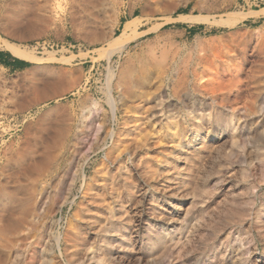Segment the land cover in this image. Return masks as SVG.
<instances>
[{"label":"rangeland","instance_id":"obj_1","mask_svg":"<svg viewBox=\"0 0 264 264\" xmlns=\"http://www.w3.org/2000/svg\"><path fill=\"white\" fill-rule=\"evenodd\" d=\"M263 8L0 0V53L17 58L12 45L40 58L0 63V264L34 253L39 264H264ZM239 13L249 15L222 24ZM119 37L125 49L109 57ZM136 122L147 140L132 158L112 143ZM147 162L176 167L180 190L162 194ZM105 167L130 211L115 230L134 232L113 261L84 218V181Z\"/></svg>","mask_w":264,"mask_h":264},{"label":"bare ground","instance_id":"obj_2","mask_svg":"<svg viewBox=\"0 0 264 264\" xmlns=\"http://www.w3.org/2000/svg\"><path fill=\"white\" fill-rule=\"evenodd\" d=\"M262 11L264 12V8L262 9ZM247 15H249V13L248 14L239 13V14L231 15L228 17V20L224 21L222 24L231 25L237 23L243 20ZM125 44H126V40L122 41L120 37L117 38L111 45V49L107 53V55L110 57L115 52L124 50ZM8 49L11 52V54L17 57L18 59L24 61H30V62H37L40 60V58L37 57L36 55L21 50L16 46L11 45L8 47ZM148 79L149 76L147 75L146 71H144L138 75L136 81L144 84L145 82L148 81ZM129 93H130L129 90L126 89L125 94H129ZM111 103L112 101L110 102V104ZM111 107H112V115L115 118V107L114 105H111ZM133 131H137V132L132 133ZM132 132L127 133L123 138L117 139V141L113 142L112 148L113 149L116 148L118 152L127 153L131 155L132 158H134L135 152L139 148V139H141L143 142L147 140V133H146L147 131L142 127V122H136ZM138 134H142V135H138ZM110 136L113 138V135L110 134ZM137 136L139 138H137ZM114 161H118V160H114ZM140 166L141 164L137 163V167ZM142 169L144 175L147 176L149 180L156 183L157 186L156 188H159L162 194L169 193L172 196V194L176 191L178 192L182 186L183 180L176 176V167L170 166L168 163H161V165L154 168L147 162L144 165V167H142ZM108 171L109 169L105 167L99 172L101 174H97L98 172H96L88 182L84 181L83 192L87 198L86 204H91L90 210L86 208L87 216L84 218L87 219V221H89L91 224H93V226L97 227L98 231L102 233V239H103L102 242L103 245L107 248L108 259L110 261H113L119 252L118 247H121L126 244H131L133 242L132 235L134 232L130 229V227L128 229L126 228L124 232H118L115 230V226H114L115 222L118 220L120 221L122 217L124 215H127L130 211L127 210L126 209L127 207L121 203L119 195L116 194L115 196L116 198H114L115 184L111 180ZM107 187L110 189V192L108 193L109 197L107 196V192H106ZM133 188L135 189L136 192L138 191L136 186H134ZM139 196L141 197V199H145L146 197L144 193H140ZM113 202L117 203L116 204L117 208L113 206ZM172 208L174 210L167 213L168 217L170 218L169 219L170 222L176 220V216L179 214L177 211L180 209L178 204H173ZM80 248L86 249V244L84 243L80 244ZM70 255L74 256L75 250H71ZM40 259H41L40 255L34 253L27 264H39ZM50 262L52 264L53 263L58 264L56 261L52 259L50 260Z\"/></svg>","mask_w":264,"mask_h":264},{"label":"trees","instance_id":"obj_3","mask_svg":"<svg viewBox=\"0 0 264 264\" xmlns=\"http://www.w3.org/2000/svg\"><path fill=\"white\" fill-rule=\"evenodd\" d=\"M180 26V25H179ZM195 29H193L192 31H194ZM7 57V58H10L12 59V63H7L5 60H4V57ZM0 63H4L5 65L7 66H10L12 67L13 69H22V68H25L27 67L29 64L27 62H24V61H20L18 59H15V58H12V56L9 54V55H6L4 53H0Z\"/></svg>","mask_w":264,"mask_h":264},{"label":"built area","instance_id":"obj_4","mask_svg":"<svg viewBox=\"0 0 264 264\" xmlns=\"http://www.w3.org/2000/svg\"><path fill=\"white\" fill-rule=\"evenodd\" d=\"M243 7L260 8L264 6V0H241Z\"/></svg>","mask_w":264,"mask_h":264},{"label":"crops","instance_id":"obj_5","mask_svg":"<svg viewBox=\"0 0 264 264\" xmlns=\"http://www.w3.org/2000/svg\"><path fill=\"white\" fill-rule=\"evenodd\" d=\"M258 17H259V19L264 23V15H260V16H258ZM4 58H7V57L5 56ZM15 59H17V58H15ZM9 60H10L11 63H12V59L9 58ZM18 60H20V59H18ZM20 61H22V60H20Z\"/></svg>","mask_w":264,"mask_h":264}]
</instances>
